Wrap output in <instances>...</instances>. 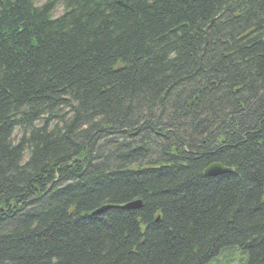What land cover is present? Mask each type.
<instances>
[{
  "label": "trees",
  "instance_id": "trees-1",
  "mask_svg": "<svg viewBox=\"0 0 264 264\" xmlns=\"http://www.w3.org/2000/svg\"><path fill=\"white\" fill-rule=\"evenodd\" d=\"M235 250L264 264V0H0V264Z\"/></svg>",
  "mask_w": 264,
  "mask_h": 264
},
{
  "label": "water",
  "instance_id": "water-1",
  "mask_svg": "<svg viewBox=\"0 0 264 264\" xmlns=\"http://www.w3.org/2000/svg\"><path fill=\"white\" fill-rule=\"evenodd\" d=\"M230 170L228 168L223 167L220 164H212L204 171V175L208 177H215L222 174L229 173ZM141 207V204L139 201H135L132 203H128L124 206L125 209H139ZM110 208L109 206L101 207L100 209L94 211L92 214H98L106 209Z\"/></svg>",
  "mask_w": 264,
  "mask_h": 264
},
{
  "label": "rangeland",
  "instance_id": "rangeland-1",
  "mask_svg": "<svg viewBox=\"0 0 264 264\" xmlns=\"http://www.w3.org/2000/svg\"><path fill=\"white\" fill-rule=\"evenodd\" d=\"M60 13L61 11L59 9L57 11V14ZM16 136H17V132H15L14 137L16 138ZM234 252H235L234 254H232L231 252H226L225 254H221L219 257L211 261L209 264H244L245 258L243 257V255L238 250H235Z\"/></svg>",
  "mask_w": 264,
  "mask_h": 264
}]
</instances>
